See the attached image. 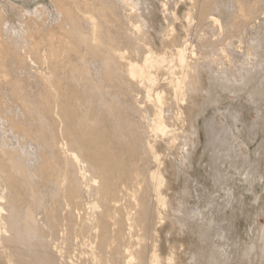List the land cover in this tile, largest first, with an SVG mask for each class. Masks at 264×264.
<instances>
[{"label": "bare ground", "instance_id": "bare-ground-1", "mask_svg": "<svg viewBox=\"0 0 264 264\" xmlns=\"http://www.w3.org/2000/svg\"><path fill=\"white\" fill-rule=\"evenodd\" d=\"M261 134L264 0H0V264H264Z\"/></svg>", "mask_w": 264, "mask_h": 264}, {"label": "rangeland", "instance_id": "rangeland-1", "mask_svg": "<svg viewBox=\"0 0 264 264\" xmlns=\"http://www.w3.org/2000/svg\"><path fill=\"white\" fill-rule=\"evenodd\" d=\"M212 114V111H208L207 114H205V118L209 117ZM256 120V117L254 114H249L246 116V121L249 122V127L252 128V122H254ZM200 124L202 125V122L200 121ZM261 136H264V134H261ZM202 141H204V138H202ZM254 148L251 147V151ZM198 155L195 157V161H197ZM264 158V155H263ZM262 165H264V159L260 162ZM203 166H205L203 164ZM195 170H197V168H195ZM200 170L202 171V169L200 168ZM190 174H193V172L188 171ZM199 181L201 182V184H205V186L208 185L207 182H205L203 179H199ZM171 185L173 186V188L175 190L180 189L181 186H183V177H178L177 179H174V181H172ZM199 188H197V193L199 194V196L203 195V192L201 193L200 191H198ZM190 193V197L188 198L187 202V208L188 210L193 209V207L201 205L204 206V203L201 200V203H198L199 201H197V198L194 196V192L192 191V189L190 188L189 190ZM220 202V201H219ZM259 223L260 224H264V218H260L259 219ZM218 224H223L224 222L222 221V217H220L219 215V222ZM244 228H245V223L243 222H239L238 224V230L235 231L234 237L235 240L239 243H242L245 238L246 235H244ZM201 232L198 229V226L195 224H188L186 226V229L184 230L183 234L181 236H175V235H170L167 236V239L164 237V234H160V253L162 254V256L167 255L168 253V246L169 245H175V246H179L182 245L181 248H179V252L181 253L182 251L184 252H189L190 254H196L197 252H200V255H198V264H204V261L206 260V256L207 253L209 252V243L208 242H204L203 239H201L200 236ZM168 242V244H167ZM189 254V256H190ZM202 254H205V256H202ZM188 257V255L183 256L182 258L186 259ZM188 262L190 259H187Z\"/></svg>", "mask_w": 264, "mask_h": 264}]
</instances>
